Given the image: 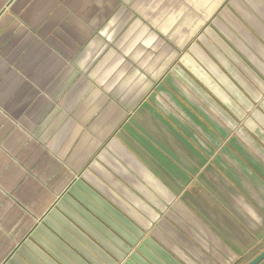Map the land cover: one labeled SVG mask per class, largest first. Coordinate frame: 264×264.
Masks as SVG:
<instances>
[{"label":"crops","instance_id":"obj_1","mask_svg":"<svg viewBox=\"0 0 264 264\" xmlns=\"http://www.w3.org/2000/svg\"><path fill=\"white\" fill-rule=\"evenodd\" d=\"M263 251L264 0H0V264Z\"/></svg>","mask_w":264,"mask_h":264},{"label":"water","instance_id":"obj_2","mask_svg":"<svg viewBox=\"0 0 264 264\" xmlns=\"http://www.w3.org/2000/svg\"><path fill=\"white\" fill-rule=\"evenodd\" d=\"M264 262V251L259 254L257 257H255L251 262L248 264H261Z\"/></svg>","mask_w":264,"mask_h":264}]
</instances>
